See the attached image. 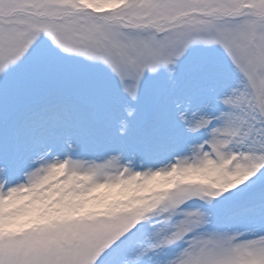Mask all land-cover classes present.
<instances>
[{
  "label": "snow or ice",
  "instance_id": "obj_1",
  "mask_svg": "<svg viewBox=\"0 0 264 264\" xmlns=\"http://www.w3.org/2000/svg\"><path fill=\"white\" fill-rule=\"evenodd\" d=\"M0 264H264V0H0Z\"/></svg>",
  "mask_w": 264,
  "mask_h": 264
}]
</instances>
